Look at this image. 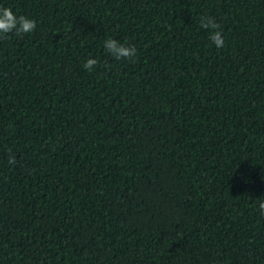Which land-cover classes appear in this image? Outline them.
Segmentation results:
<instances>
[{
	"label": "trees",
	"instance_id": "obj_1",
	"mask_svg": "<svg viewBox=\"0 0 264 264\" xmlns=\"http://www.w3.org/2000/svg\"><path fill=\"white\" fill-rule=\"evenodd\" d=\"M0 7V264H264V0Z\"/></svg>",
	"mask_w": 264,
	"mask_h": 264
},
{
	"label": "clouds",
	"instance_id": "obj_2",
	"mask_svg": "<svg viewBox=\"0 0 264 264\" xmlns=\"http://www.w3.org/2000/svg\"><path fill=\"white\" fill-rule=\"evenodd\" d=\"M200 25L202 28L210 30L209 38L218 49L224 47V38L221 31H219L220 26L214 19L208 16L201 17ZM35 26L36 22L34 20L24 15L15 14L11 8L0 7V38L12 32H15L16 35L30 33L35 29ZM104 48L117 60L131 59L136 53L134 46H127L112 38L104 41ZM97 63L98 61L96 59L89 58L83 66L85 69L91 70ZM14 162V158L9 159V163ZM258 206L261 216H264V199L259 201Z\"/></svg>",
	"mask_w": 264,
	"mask_h": 264
}]
</instances>
